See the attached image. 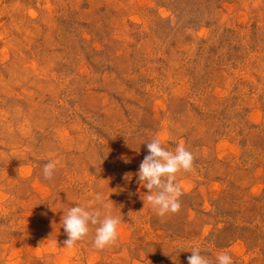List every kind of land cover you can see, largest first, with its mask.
Returning <instances> with one entry per match:
<instances>
[{"label":"rangeland","instance_id":"rangeland-1","mask_svg":"<svg viewBox=\"0 0 264 264\" xmlns=\"http://www.w3.org/2000/svg\"><path fill=\"white\" fill-rule=\"evenodd\" d=\"M154 138L194 156L163 217L137 178ZM96 193L116 243L89 225L64 247L69 208L106 211ZM191 246L264 264V0H0V264H188Z\"/></svg>","mask_w":264,"mask_h":264},{"label":"clouds","instance_id":"clouds-1","mask_svg":"<svg viewBox=\"0 0 264 264\" xmlns=\"http://www.w3.org/2000/svg\"><path fill=\"white\" fill-rule=\"evenodd\" d=\"M148 154L141 161L137 178L138 182L148 190L146 201L160 217L168 213H177L181 204L179 198L183 195L182 186L177 183L178 172H191L193 170L194 156L186 150L182 143L177 144L174 151L162 147L159 138H154L146 144ZM56 168V162L49 160L44 164L42 175L44 179L51 180ZM93 204H100L106 211L100 209L86 210L85 207L73 206L62 217V226L67 235L64 247L72 249L78 241L84 239L89 232V225H98L95 228L93 247L97 250L114 245L118 239V225L120 217L110 214L108 205L104 204L101 194L96 193ZM91 207V205H90ZM191 256L188 264H209L201 255L199 246H191ZM216 264H233L232 258L227 253H221L216 258Z\"/></svg>","mask_w":264,"mask_h":264}]
</instances>
